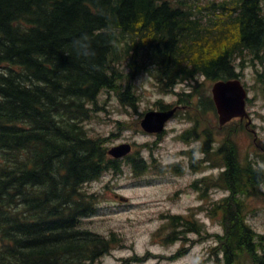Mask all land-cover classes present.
<instances>
[{
    "label": "trees",
    "instance_id": "obj_1",
    "mask_svg": "<svg viewBox=\"0 0 264 264\" xmlns=\"http://www.w3.org/2000/svg\"><path fill=\"white\" fill-rule=\"evenodd\" d=\"M85 35L94 55L82 58L72 44ZM249 66L264 98V0H0V264H88L108 252L110 242L83 226L96 199L84 186L122 172L108 138L86 127L104 110L103 92L137 110L135 81L149 73L179 104L197 96L215 109L199 80L242 78ZM180 84L191 89L175 93ZM232 133L217 152L215 186L229 195L211 210L224 233L209 258L264 264L246 203L261 194L264 167L240 159ZM125 163L147 169L134 155ZM169 219L171 242L203 233L197 220Z\"/></svg>",
    "mask_w": 264,
    "mask_h": 264
},
{
    "label": "rangeland",
    "instance_id": "obj_2",
    "mask_svg": "<svg viewBox=\"0 0 264 264\" xmlns=\"http://www.w3.org/2000/svg\"><path fill=\"white\" fill-rule=\"evenodd\" d=\"M209 1L193 0L196 5H206ZM258 67L261 68L260 65ZM242 82L249 95L247 110L252 121L249 127L246 126L248 120H234L221 128L217 114L208 109L207 104L200 105L202 98L194 96L193 105L181 109L167 124V130L160 138L143 132L141 114L160 109L161 102L172 107L182 104L178 103L176 94H165L159 89L155 76L143 73L136 79L135 88L140 97L137 110L123 105L113 92L100 95L99 103L104 110L86 122L90 134L108 138L106 145L109 150L123 143L132 144L134 152L131 156L145 158L149 170L135 174L124 160L122 173L108 172L100 180L84 186V190L94 193L96 199L95 210L84 219L83 226L110 242L109 252L88 264H213L209 255L218 244L217 235H223L224 228L221 218L213 217L211 210L229 193L216 187L210 191V203L197 201L198 195L189 185L197 177H202L204 169H200L197 176L190 167L189 155L182 152L200 149L201 146L195 141V135L188 137L192 141L187 142L185 133L198 126L199 136L207 133L208 139L209 131L214 130L215 151H211V169L205 173L214 180L218 179L223 168V165L216 167L218 163L223 164L217 152L230 131L240 159L243 162L253 160L264 167V98L258 90L254 66L244 70ZM199 84L202 94L211 96L214 82L201 78L196 86ZM190 89L187 84H180L175 93ZM200 156L198 151L191 155L192 158ZM179 163L180 168L169 167ZM260 191L258 196L246 199L247 221L258 234L264 235V185ZM169 215L197 220L204 224L203 233H191L187 241L171 242L174 239L169 238L172 231L166 226ZM185 249L188 250L184 255L176 256ZM133 257L146 258L128 261Z\"/></svg>",
    "mask_w": 264,
    "mask_h": 264
},
{
    "label": "water",
    "instance_id": "obj_3",
    "mask_svg": "<svg viewBox=\"0 0 264 264\" xmlns=\"http://www.w3.org/2000/svg\"><path fill=\"white\" fill-rule=\"evenodd\" d=\"M213 100L219 115L221 126H225L234 119H248L247 126L252 124L247 111L248 92L240 79L221 80L212 89ZM177 108L167 111H149L141 122L143 130L150 134H161L166 123L175 115ZM132 152L130 144L113 147L109 154L115 159H122Z\"/></svg>",
    "mask_w": 264,
    "mask_h": 264
},
{
    "label": "flooded vegetation",
    "instance_id": "obj_4",
    "mask_svg": "<svg viewBox=\"0 0 264 264\" xmlns=\"http://www.w3.org/2000/svg\"><path fill=\"white\" fill-rule=\"evenodd\" d=\"M182 108V107H179ZM215 112V111H213ZM178 112L175 114V116L173 118H175L177 116ZM192 132H186L185 134L188 135V137L195 135V137H197L195 139V141L197 143H200V149H191L190 152H182L184 155H189L190 157V167L192 169V171L195 172V174L198 176L199 175V170L200 169H204L202 174V177H197L196 179H194V181L189 185L190 189L192 191H195L198 195L197 197V201H203V203L206 202H211V200L209 199L210 197V191L211 188L214 187V179L212 177H210L209 175H206V171L210 170V165L212 164V154L211 151H215V132L214 130H210L208 133V139H207V133L206 136H199L200 132H198V126H196V128L194 127ZM190 130V131H191ZM165 134V133H164ZM158 138H160L162 135H156ZM186 138V139H187ZM192 139L188 138L187 142H191ZM198 151L199 154L201 155L198 158H192L191 155L195 152ZM144 163L147 165V160L144 158ZM171 168H180V163L174 166H169ZM200 193V194H199Z\"/></svg>",
    "mask_w": 264,
    "mask_h": 264
},
{
    "label": "clouds",
    "instance_id": "obj_5",
    "mask_svg": "<svg viewBox=\"0 0 264 264\" xmlns=\"http://www.w3.org/2000/svg\"><path fill=\"white\" fill-rule=\"evenodd\" d=\"M88 37L85 35L81 39L73 41L72 48L78 57L87 58L94 53L91 51L89 44L87 43Z\"/></svg>",
    "mask_w": 264,
    "mask_h": 264
},
{
    "label": "bare ground",
    "instance_id": "obj_6",
    "mask_svg": "<svg viewBox=\"0 0 264 264\" xmlns=\"http://www.w3.org/2000/svg\"><path fill=\"white\" fill-rule=\"evenodd\" d=\"M94 194V193H93Z\"/></svg>",
    "mask_w": 264,
    "mask_h": 264
}]
</instances>
